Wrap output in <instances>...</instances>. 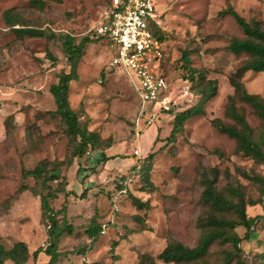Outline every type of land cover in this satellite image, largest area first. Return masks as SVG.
<instances>
[{
	"label": "rangeland",
	"instance_id": "rangeland-1",
	"mask_svg": "<svg viewBox=\"0 0 264 264\" xmlns=\"http://www.w3.org/2000/svg\"><path fill=\"white\" fill-rule=\"evenodd\" d=\"M43 1L44 7L36 8L30 0H0V241L4 245L24 241L31 253L45 244L46 227L40 221L38 196L29 190L17 192L23 183L34 184L31 177L22 178V170L42 159L66 162L73 150L59 119L47 114L55 109L49 86L60 72L68 71L60 34L91 38L77 66L78 78L69 83L68 100L81 122L87 121L88 129L97 132L102 142L95 151L88 150L70 165L60 166L68 181V216L75 230L62 237L56 264H139L142 254L155 258L172 239L194 246L207 212L200 199L203 168L227 169L231 176H221L219 189L238 183L246 200L256 201L246 206V215L264 216V198L236 171L240 168L264 176V163L242 156L235 140L211 124L214 118L233 123L225 116L228 98L233 94L229 77L247 58L226 50L232 38L243 34L232 16L220 11L230 6L245 20L258 21L264 27V0H155L157 26L164 36L166 52L161 71L173 111L160 112L155 105L157 118L148 127L139 116L141 100L135 79L125 71L109 68L112 51L105 39L94 34L109 0ZM8 9L14 20L54 35L18 38L3 18ZM184 49L190 51L194 68L217 81V92L206 102L204 115L188 119L172 138L174 114L199 100L182 77L178 58ZM47 52L56 61L52 62ZM241 81L249 93L264 97V72L246 71ZM236 105L252 128L253 137L259 139L264 121L247 104L237 101ZM135 122L142 128L139 135ZM135 149L139 156L133 154ZM149 153H153V187L144 189L138 167L133 169V165L141 164ZM104 156L108 163L101 161ZM131 196L142 203L141 207L132 203ZM63 199L64 193L59 194L53 206L60 208ZM91 218L101 224L102 233L91 249L79 254L75 250L87 244L83 230ZM252 229L248 239L243 238V228L236 229L242 238L238 251L228 244L214 243L195 264L264 261V221L255 220ZM47 260L40 253L35 261L30 256L24 264H44ZM155 263L164 264L157 259Z\"/></svg>",
	"mask_w": 264,
	"mask_h": 264
},
{
	"label": "trees",
	"instance_id": "trees-1",
	"mask_svg": "<svg viewBox=\"0 0 264 264\" xmlns=\"http://www.w3.org/2000/svg\"><path fill=\"white\" fill-rule=\"evenodd\" d=\"M30 4L36 8H43L45 2L43 0H30ZM220 14L231 15L243 34L240 38H232L226 46V50L234 55L245 54L247 58L237 67L236 74L229 77L233 94L228 98L225 116L233 123H226L219 118H214L211 120V124L219 133L235 140L236 150L242 156L253 159L257 163H264V133L259 139H255L252 128L236 105L237 101L247 104L264 121V97L249 93L241 81L242 74L246 71L264 72V27L258 21L249 22L245 20L230 6L221 10ZM12 17L11 10L4 11L3 18L6 24L12 27V31L18 38L54 35L53 32L28 26ZM14 25H18V27H13ZM150 30L159 40L164 41L159 26L151 23ZM94 34L96 38H103V36L97 35L95 31ZM59 37L68 71L60 72L57 81L49 86L55 109L48 111L47 114L59 119L73 150L66 162L65 160L48 161L42 159L32 168L22 170V178L31 177L34 184L27 186L23 183L17 192L29 190L33 195L38 196L40 221L46 227V240L44 245L38 246L31 253L24 241H16L10 246H6L0 241V264H4L6 261L13 264H24L30 256L35 261L40 253L48 257L44 264H56L59 261L61 256L59 244L62 237L71 235L75 230V224L68 216V181L61 174L60 166L64 163L70 165L74 158L82 157L88 150L95 151L102 142V138L97 132L88 129L87 121L81 122L79 115L71 108L68 100L69 83L78 78L77 66L91 38L85 35L76 39L69 34H60ZM47 56L52 62L57 59L50 52H47ZM178 61L183 79L190 83V89L199 95V100L196 104L174 114L170 131L172 138L183 129V124L188 119L204 115L206 102L213 98L217 92V81L207 79L204 70L192 66L189 50H182ZM172 111L173 108H169L161 112L170 113ZM107 159L104 156L101 161L105 162ZM152 159L153 153H149L141 164L133 165V169L138 167V175L144 189L153 187L150 181ZM236 171L241 177L253 183L257 187L260 198H264V176L255 172H246L240 168H236ZM221 176L229 179L231 173L227 169L221 171L218 166L203 168L200 172V184L202 186L200 199L207 207V212L200 224L201 234L197 243L189 247L180 241L169 240L155 258L148 254H142L139 258V264H156L155 259L164 264H195L208 254L214 243L228 244L234 251L239 250L238 244L242 238L236 229L238 227L243 228V238L248 239L253 230L254 221H264V216L248 217L246 206L254 205L256 201L246 200L238 183H228L223 189H219L218 184ZM61 193H64V199L60 208L57 209L53 206V201ZM131 199L132 203L141 207L142 203L137 198L131 196ZM229 214L232 216H228ZM101 227L99 222L91 218L83 230L88 242L85 247L77 248L75 252L85 254L87 250L91 249L102 233ZM230 259L231 255L227 257V261ZM253 264H264V261Z\"/></svg>",
	"mask_w": 264,
	"mask_h": 264
},
{
	"label": "built area",
	"instance_id": "built-area-1",
	"mask_svg": "<svg viewBox=\"0 0 264 264\" xmlns=\"http://www.w3.org/2000/svg\"><path fill=\"white\" fill-rule=\"evenodd\" d=\"M151 23L158 25L155 0H109L94 28L112 51L109 68L125 71L135 79L141 100L139 116L147 127L157 118L155 105L160 112L170 108L165 95L167 81L161 71L166 60L164 42L153 35ZM135 123L139 135L142 128ZM133 154L139 156V150L135 149Z\"/></svg>",
	"mask_w": 264,
	"mask_h": 264
},
{
	"label": "crops",
	"instance_id": "crops-1",
	"mask_svg": "<svg viewBox=\"0 0 264 264\" xmlns=\"http://www.w3.org/2000/svg\"><path fill=\"white\" fill-rule=\"evenodd\" d=\"M106 162H107V161H106ZM108 162H109V161H108ZM108 162H107V163H108Z\"/></svg>",
	"mask_w": 264,
	"mask_h": 264
}]
</instances>
